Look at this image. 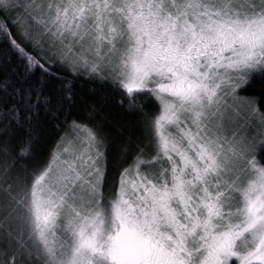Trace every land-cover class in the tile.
<instances>
[{
    "label": "snow or ice",
    "instance_id": "6c2138e0",
    "mask_svg": "<svg viewBox=\"0 0 264 264\" xmlns=\"http://www.w3.org/2000/svg\"><path fill=\"white\" fill-rule=\"evenodd\" d=\"M13 14L30 66L106 74L135 119L65 117L29 168L50 98L5 109L0 264H264V85L241 95L264 76V0H0Z\"/></svg>",
    "mask_w": 264,
    "mask_h": 264
},
{
    "label": "trees",
    "instance_id": "16d2710c",
    "mask_svg": "<svg viewBox=\"0 0 264 264\" xmlns=\"http://www.w3.org/2000/svg\"><path fill=\"white\" fill-rule=\"evenodd\" d=\"M15 19V14L7 19L0 15V138H4L3 128L8 119L5 115L7 107L15 103L23 109L30 92L33 94L32 100L35 99L37 91L50 98V105H39L40 138L31 151V159L27 161L29 168L43 164L56 150L57 140L68 127L64 123L65 117L69 122L76 120L89 126L102 124L109 131H115L114 125L117 123L135 119L121 107L122 97L113 89L108 79L73 71L59 64L46 70L39 66H30L27 58L11 42L15 40L26 52L36 55L33 44L23 36L20 27L12 23ZM4 27L10 30L11 35L3 31ZM67 82H70L74 93L72 105L70 108L65 106L58 114H54L49 108H55L58 99L63 95L62 86ZM262 85L264 76L257 73L248 90L241 94L259 98ZM93 103L99 112H91ZM124 104L126 107V100ZM25 135L26 129L15 127L14 124L8 133L13 145H19Z\"/></svg>",
    "mask_w": 264,
    "mask_h": 264
},
{
    "label": "rangeland",
    "instance_id": "374dc122",
    "mask_svg": "<svg viewBox=\"0 0 264 264\" xmlns=\"http://www.w3.org/2000/svg\"><path fill=\"white\" fill-rule=\"evenodd\" d=\"M20 30H21V32H22V29L20 28ZM42 55H43V53H42ZM76 71H81V72H85L86 74H89V75H91V76H94V77H99V78H104V79H108L107 78V76H106V74H105V76L104 77H101L99 74H90L87 70H85V69H83V68H81V69H79V70H76ZM242 95V94H241ZM251 122H252V125H253V130H257V129H259L260 128V117H259V115H257L256 117H254V118H251Z\"/></svg>",
    "mask_w": 264,
    "mask_h": 264
}]
</instances>
